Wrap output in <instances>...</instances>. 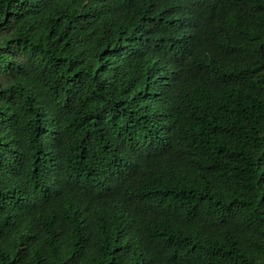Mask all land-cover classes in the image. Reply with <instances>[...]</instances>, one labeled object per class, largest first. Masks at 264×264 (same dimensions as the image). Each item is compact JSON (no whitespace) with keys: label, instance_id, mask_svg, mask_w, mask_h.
<instances>
[{"label":"trees","instance_id":"trees-1","mask_svg":"<svg viewBox=\"0 0 264 264\" xmlns=\"http://www.w3.org/2000/svg\"><path fill=\"white\" fill-rule=\"evenodd\" d=\"M0 264H264V0H0Z\"/></svg>","mask_w":264,"mask_h":264}]
</instances>
